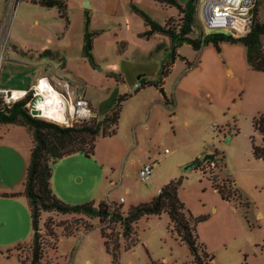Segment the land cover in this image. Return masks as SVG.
Listing matches in <instances>:
<instances>
[{
	"label": "rangeland",
	"instance_id": "rangeland-1",
	"mask_svg": "<svg viewBox=\"0 0 264 264\" xmlns=\"http://www.w3.org/2000/svg\"><path fill=\"white\" fill-rule=\"evenodd\" d=\"M65 2L68 22L59 17L55 6L19 0L11 9L9 0H0V65L5 62L4 71L19 75L23 71L15 61L16 50L58 51L66 62L68 82L78 87L76 94L84 90L99 118L120 94L131 93L122 101L116 133L97 141L98 196L105 195L125 212L151 199L162 184L182 176L178 197L193 216L205 217L196 233L213 256V264H264V160L253 156L250 142L251 135L261 138L252 120L264 114V72L248 67L241 43L224 42L219 51L211 44L195 51L183 43L177 54L191 66L176 58L160 87L134 92L140 77L159 76L171 47L165 36H139L146 27L131 5L161 24L176 9L155 0H88V7L84 0ZM85 9L90 28L99 31L93 40L92 62L81 52ZM258 17L264 21V0H260ZM200 30L205 29L197 13L193 36ZM160 41L165 47L155 51ZM50 62L61 64L57 58ZM226 68L234 73L228 74ZM112 71L120 77L110 76ZM58 76L50 75V81ZM165 97L172 105L165 104ZM214 150L223 152L224 167L185 168L198 152H202L201 160ZM145 163L152 164V172L143 182L138 171ZM226 175L240 191L241 204L223 200L213 188L210 177L220 183ZM77 220L79 216L73 215L59 221ZM87 221L94 226L80 227L68 236L56 229V239H46L40 264H188L191 260L187 246L170 231L166 213L140 217L135 223V245L125 249L120 239L116 263L104 246L97 218ZM114 229L120 231L118 226ZM29 241L30 235L20 241L7 259L9 264H19L16 252L22 259L29 258Z\"/></svg>",
	"mask_w": 264,
	"mask_h": 264
},
{
	"label": "trees",
	"instance_id": "trees-1",
	"mask_svg": "<svg viewBox=\"0 0 264 264\" xmlns=\"http://www.w3.org/2000/svg\"><path fill=\"white\" fill-rule=\"evenodd\" d=\"M161 4L176 9V15L168 16L161 24L149 17L141 8L131 5L132 11L141 17L145 30L139 36H151L158 34L165 36L170 41V58L165 60L160 67L159 76L154 79L139 78V87L146 86L160 87L164 78L170 73L171 66L176 58L183 60L189 67L191 63L184 57L177 54V47L183 43L189 44L193 50L199 51L203 46L211 44L219 51L220 45L224 42L241 43L245 51L246 63L250 69L264 72V21L259 20L257 0L253 9L252 23L250 30L242 37L235 38L224 32L199 31L193 36L196 28L197 10L199 0H185L180 3L178 0H155ZM40 5L57 8L59 17L65 18L68 22L65 0H36ZM98 30L90 28V15L85 9L83 17L82 34V56L89 62L93 61V40L98 35ZM164 42L156 45L155 51L164 48ZM39 58L55 59L64 64V58L57 51L44 49L38 53ZM110 76L119 78L120 75L110 73ZM131 93L120 94L113 106L101 117L97 115L89 119L75 121L70 125L58 124L47 119L32 116L26 103L31 99V93L27 90L24 97L12 103L4 102L0 93V124H15L25 126L31 135L32 145L29 153V161L26 167V174L23 183L22 194L29 207L30 224L32 234L29 247V258L22 259L16 252V258L21 264H40L43 257L44 245L47 238L56 239L55 230L61 228L62 234L68 236L73 234L80 227L88 230L94 225L87 219L97 218V226L106 250L111 254L113 263L117 262L119 256L120 239L124 242L125 249L132 248L136 243L135 223L145 215H160L166 213L171 232L183 242L189 251L191 260L188 264H213V256L206 247L199 242L196 233L197 224L204 220V216H193L184 208L178 197V189L182 184L183 177L174 178L163 184L159 191L148 201L131 205L125 212L121 211V205L107 200H99L96 204L92 201L71 204L59 199L52 192L50 186L52 165L63 156L72 153H82L87 156L94 154L96 142L99 138L112 136L116 133L120 117L122 101ZM165 104L172 105V100L164 98ZM93 112L95 110L92 108ZM252 125L261 134L259 143H256L254 136H250L251 152L254 157L264 160V114L254 117ZM214 158L201 162L197 157L193 167L204 169V165L212 164L213 167H224L223 152L214 150ZM213 188L220 197L226 201H238L242 203V195L229 176L221 178L220 183L210 177ZM2 195H9L3 193ZM248 208V202L244 203ZM42 213L49 215L41 223ZM57 215H77L80 221H69L68 223L56 221ZM84 218H87L86 220ZM83 219L84 221H82ZM82 221V222H81ZM72 223V227H69ZM120 231H115V227ZM109 230L108 232L106 231ZM43 232V233H40ZM19 246V245H18ZM16 246L5 252L9 256L12 251L18 249Z\"/></svg>",
	"mask_w": 264,
	"mask_h": 264
},
{
	"label": "crops",
	"instance_id": "crops-1",
	"mask_svg": "<svg viewBox=\"0 0 264 264\" xmlns=\"http://www.w3.org/2000/svg\"><path fill=\"white\" fill-rule=\"evenodd\" d=\"M33 1L35 2V0ZM16 52L19 58H15V61H18L17 63L22 65L23 72L19 75H12L7 70L4 71L6 63H1L0 89L26 91L36 85L37 81L42 76L49 77L50 75H59L58 77H60L62 81L67 82L71 86L75 95H79L76 94L78 87L69 83L65 75V59L64 64L54 65L50 62L51 59H47L45 62L39 61L41 58H39L38 53L41 51L19 49L16 50ZM59 55L64 58L62 54L59 53ZM26 56H28L29 59H26ZM4 59L7 60L10 58L5 56ZM225 71L230 75L234 73L233 68H226ZM112 73L114 72L112 71ZM81 94L85 95L84 90ZM87 100L95 110L90 98H87ZM94 115H96V112H94ZM254 139L256 143L260 142V140L258 141L255 137ZM31 145V135L25 126L0 124V264H9L7 259H9L10 255L6 256V251L21 244L20 241L24 239V237L30 235L31 238L32 229L27 200L22 194L10 195L13 193H20L23 189ZM96 149L97 142L94 154ZM201 153L202 152H198L195 158H199ZM94 154L92 156H87L82 153H72L63 156L52 165L50 186L56 197L70 203L92 201L96 204L101 199L108 201L105 195L98 196V189L101 186L99 180L100 173L97 167L99 158H95ZM109 182L111 184L113 183V181ZM160 187L157 188V192ZM3 193L9 195H2ZM119 201H122V197L119 198ZM48 215L49 213H42L40 222L42 223ZM66 218H69V216H56L57 220ZM17 262L21 264L18 259Z\"/></svg>",
	"mask_w": 264,
	"mask_h": 264
},
{
	"label": "built area",
	"instance_id": "built-area-1",
	"mask_svg": "<svg viewBox=\"0 0 264 264\" xmlns=\"http://www.w3.org/2000/svg\"><path fill=\"white\" fill-rule=\"evenodd\" d=\"M19 0H9L11 9H14ZM257 0H199L196 5V10L201 18L205 33L208 32H224L235 38L244 36L251 27L253 9ZM40 79H45L51 89L59 95L60 105L54 103V115L46 116L42 114V109L37 100L44 99V91L37 84L30 91L31 99L26 103L29 113L35 108L40 111L34 117H41L52 122L64 125H70L75 121L89 119L94 116V112L89 101L83 94L75 95L71 86L60 79L51 80L48 76H42ZM26 91L0 89L4 102L12 103L15 100L25 96ZM41 96L42 99H39ZM58 111H63L68 115L66 120H58ZM152 172V164H143L138 175L141 181L146 182L150 179Z\"/></svg>",
	"mask_w": 264,
	"mask_h": 264
},
{
	"label": "bare ground",
	"instance_id": "bare-ground-1",
	"mask_svg": "<svg viewBox=\"0 0 264 264\" xmlns=\"http://www.w3.org/2000/svg\"><path fill=\"white\" fill-rule=\"evenodd\" d=\"M36 84L42 91H44V99L42 101L37 100L42 109V114L53 116L55 108L54 103L58 102L60 98L59 95L49 87L45 79H39Z\"/></svg>",
	"mask_w": 264,
	"mask_h": 264
},
{
	"label": "water",
	"instance_id": "water-1",
	"mask_svg": "<svg viewBox=\"0 0 264 264\" xmlns=\"http://www.w3.org/2000/svg\"><path fill=\"white\" fill-rule=\"evenodd\" d=\"M83 5H84L85 7H88V6H89V2H88V0H84ZM160 89H161V91L163 90L162 88H160ZM38 98H39V99H42L41 96H38ZM56 105L59 106V105H60V101H58V102L56 103ZM39 113H40L39 110H37V109H35V108H32V109H31V114H32V115H37V114H39ZM57 118H58V120H60V121H62V120H66V119H68V115H67L66 113H64L63 111H58V113H57ZM213 158H214V154H213V153H207V154H205V155L203 156V158L201 159V162H205L206 160H210V159H213ZM195 160H196V158H194V160H192L188 165H186L185 168L192 167L193 162H194Z\"/></svg>",
	"mask_w": 264,
	"mask_h": 264
}]
</instances>
